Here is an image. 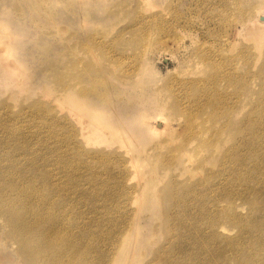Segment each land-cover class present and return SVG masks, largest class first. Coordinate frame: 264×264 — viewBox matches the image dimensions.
<instances>
[{"label":"rangeland","instance_id":"1","mask_svg":"<svg viewBox=\"0 0 264 264\" xmlns=\"http://www.w3.org/2000/svg\"><path fill=\"white\" fill-rule=\"evenodd\" d=\"M258 2L263 0H0V32H11L13 54L20 62L16 73L0 67V195L16 202L14 208L0 202L1 264H239L229 251L222 252L226 242L213 243L205 231L224 226L237 235L240 229L228 217L236 207L245 219L250 217L252 205L264 195L258 198L257 193L263 194L258 191L246 199V187L222 185L219 159L214 165H198L199 153L207 156L194 140L196 134L204 136L202 125L189 131L177 98L205 107L196 123L212 113L219 94H227L229 108L238 88L220 78L214 81L209 74L230 63L229 56L238 58L236 71V63L248 55L258 69L263 59L254 56L257 45L242 32L246 15ZM260 43L264 45V37ZM250 45L253 49L243 56ZM200 46L207 51L221 47L226 59L206 66ZM242 62L240 72L246 70ZM70 87L89 102L100 101L107 88L112 89L123 100L122 114L129 119L142 108L162 103L167 125L153 133L139 121L137 137L117 143L116 157L109 161L86 155L92 146L78 149V154L69 140V123L74 124L66 101ZM211 89L217 95L209 99ZM250 89L247 86L249 97L257 102L247 100L244 110L233 107V125L246 112L255 122L263 110L257 89ZM156 114L149 115L151 123ZM145 128L150 132L139 133ZM190 132L193 137L186 144L193 139L191 148L178 155L181 162L190 158L184 162L182 179L191 184L179 183L170 178L180 172L178 162L168 163L164 156L182 145ZM125 158L133 159L134 168L118 175ZM156 176L160 179L149 184ZM55 177L66 184L61 186ZM204 181L212 188L201 190L200 185L199 195L191 193ZM229 194L235 196L233 203ZM41 202L59 220L57 228L67 222L79 240L52 237L55 241L48 242L39 235H49L45 229L24 227V220L16 229L18 216L36 218L43 212ZM136 222L139 232L132 229ZM146 228L152 230L145 238ZM21 232H27L25 239ZM123 237L128 256L118 246ZM205 249L210 254L204 255Z\"/></svg>","mask_w":264,"mask_h":264},{"label":"bare ground","instance_id":"2","mask_svg":"<svg viewBox=\"0 0 264 264\" xmlns=\"http://www.w3.org/2000/svg\"><path fill=\"white\" fill-rule=\"evenodd\" d=\"M257 9H263L260 15L256 12ZM242 32L245 33L246 39L254 40L257 45V51L259 52L258 55L254 56L258 57L259 60L263 59L258 69L257 66L254 65L255 58H250V55H248V58L245 61H238L236 63V71L233 66L234 62L238 58L229 56L230 63L224 64L219 71L209 74V77L214 81L220 78L221 81H225L227 84L234 85L238 88L239 95L234 96V101L230 103L229 108L226 106L228 100L224 98V96L227 95L224 91L225 94H219L217 98L213 99L217 100L218 104L213 107L212 113L206 117L207 119L201 123H196L195 117L199 113H206L204 106L200 104L194 105L190 101L184 103L181 99L177 98V110H180L182 113L187 115V124L190 129L189 131L192 133L195 132V129L198 128L200 124L202 125V132L204 136L202 137L200 134H196L194 135V140L203 147L201 150H207V156H204L203 153L200 152L198 165L202 166L206 165V163L214 165L216 163L215 161L219 159V162L217 163L222 167L223 177L220 183L224 186H231L238 183L239 187H246L245 198L248 199L251 194L257 193L258 191H262L263 193H257L258 198L264 195V45L260 43V39L264 37V0L263 2H258L257 7L246 15V18L242 23ZM209 35L213 34L209 32ZM11 39L12 34L9 30H7L5 36L0 32V67L3 66L10 74L16 73L18 65H20L19 60L13 54L12 44L10 43ZM236 43L237 42H232L234 46H236ZM200 47L201 48H199L198 51L202 50L203 52L200 58L206 66L210 67L215 64L217 59H226L224 50L221 47L211 51L205 50L202 46ZM246 48L247 49L245 50L242 49L243 56H245L250 49H253V46H246ZM241 62L242 65L246 67L244 72L239 71L241 65L239 67L238 65ZM193 83L197 84L199 87V82L192 81V84ZM247 86L249 89L251 88L250 90L257 89L255 92L257 94L259 93V103L262 104L263 110L261 111L260 116L255 119L257 121H252L250 116L246 115V112L237 121V124L233 125L231 123L230 110L233 107L234 110H244L247 105V100L252 103H255L257 100L256 98L252 99V96L249 97L250 93L248 94ZM229 87L230 86H224L225 90H228ZM107 89L108 92L104 93L103 98L100 101L89 102L87 98L85 99L86 96H83L78 90H75V88L70 87L67 91L66 101L69 105L70 117L74 121V124L71 123L70 125L69 123L68 127L69 140L73 149L78 152V149H84L85 147L92 146L93 149L87 150L85 152L86 155L92 156L96 159L106 158L105 160L109 161L111 157H116V152H118L117 143H124L125 140H129L130 142L134 141L135 137H137L135 131L138 129L139 121L142 125L147 124L152 132L156 133L165 129L167 119L162 110L163 104L158 102L156 107L149 110L147 108H142L137 113H134L133 116L131 115L133 120L129 119L130 116L125 117L122 114L121 104L123 103V100L115 97L112 89ZM247 94L248 96L245 98L243 95ZM216 95V91L211 89V96L209 99L215 97ZM114 98L117 99V102L120 105V110L118 109ZM194 106L198 107L192 108ZM153 112L157 113V118H155V121L151 123V121H149V115ZM137 115L139 119H136ZM220 116H222V119L225 117L224 121L219 119ZM55 125L58 127V122H56ZM208 129L210 131V135L208 134ZM145 132L149 133L150 131L146 128L139 130V133ZM191 132L182 145L176 147L164 156V160L166 162L171 163L169 160L173 161L172 163L174 164L178 162L177 165L179 166L178 168H180V172L172 175L170 178L177 182L180 181L181 183L189 184L191 183L189 181H184L182 177L185 174L184 162L190 158L185 157V161L181 162L182 155H178V153L181 149L189 151L191 148L190 144L193 139L190 143H188L189 145L186 144L187 141L193 137ZM229 142L230 145L226 147ZM81 153L82 152H78V154ZM132 161L133 159L131 160L127 158L123 161L121 160L120 167L117 171L118 175L123 172L126 173V171L131 168L133 169L134 164L131 163ZM57 167L60 168L61 165L57 163ZM227 174H231L233 177L230 179L227 177ZM258 174L260 175L258 176ZM158 179H160V176L153 177L149 184L152 183L153 185ZM209 179L210 178H207L205 180L208 181ZM54 180L58 184H62L60 182L61 178L55 177ZM206 181L196 184L193 189L194 191L191 193L199 195L200 185L202 186L201 190L211 189L213 185L206 183ZM65 184L66 183L64 182L61 186ZM18 188L20 187L16 185L14 189L17 193H19ZM142 188L146 187L142 185ZM145 191L147 192V189H145ZM162 191L163 189H160V193H157L158 196L161 195ZM213 192L214 190L211 191V193ZM171 195H173V193ZM8 196L9 195H0V202H8L10 208H14L16 202L8 201ZM191 196L195 195L189 194V197ZM252 197L253 196H251L250 199H253ZM234 198L235 196H233V194L228 195V199H230V202L232 201L231 203L235 200ZM252 207L254 213L246 219L242 212L237 210V207L235 208L233 215L228 217L231 222L239 227L240 231L237 235L229 232L228 228L224 226H214V229H211V231H205V233H209V239L213 243L220 244L221 242H226L227 246L221 249L222 252L229 251L228 254L231 257H237L239 264H264V199L262 198V201L254 203ZM39 208H42L41 210L43 212L36 213V218L26 217L24 219L23 214L22 216H18L17 220L19 222H16V229H20L24 220V227L25 224H27L30 228L37 227L39 232L40 227L45 229L49 235H41L43 233H39V235L42 236V238H47L48 242H54L55 240L53 238L56 240H67L74 239L75 237L74 240H79L74 232L68 230L70 225L67 222L66 224L65 221H62L61 223H64L65 225L62 224L60 228H57L59 220L56 221L52 218L53 214L50 215V209L46 207L45 203L41 202L39 204ZM28 213L29 212H26L25 214ZM132 224H134L132 229L137 232L141 231V226L138 222ZM77 227L80 228V226ZM151 230L152 229L146 228V231H142L145 238ZM26 235L27 232L20 233V236L24 237V239ZM126 236L127 234L125 237ZM125 237H123V240H118V246H120L122 254L124 256H128L130 254V249L126 243L122 244ZM26 250L28 252H32L30 247H26ZM204 251V255L210 254V250L205 249ZM217 252L219 254V251ZM212 257L213 260L216 259V253L213 252ZM84 260L85 257L81 259V261ZM1 263L2 257L0 255V264ZM112 264H117V262Z\"/></svg>","mask_w":264,"mask_h":264}]
</instances>
